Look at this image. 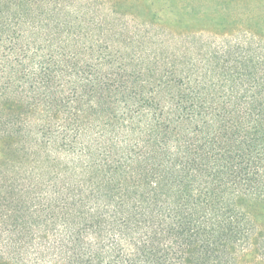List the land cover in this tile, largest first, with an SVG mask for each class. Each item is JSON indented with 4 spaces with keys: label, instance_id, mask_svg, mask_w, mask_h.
<instances>
[{
    "label": "trees",
    "instance_id": "trees-1",
    "mask_svg": "<svg viewBox=\"0 0 264 264\" xmlns=\"http://www.w3.org/2000/svg\"><path fill=\"white\" fill-rule=\"evenodd\" d=\"M0 264H264V0H0Z\"/></svg>",
    "mask_w": 264,
    "mask_h": 264
}]
</instances>
